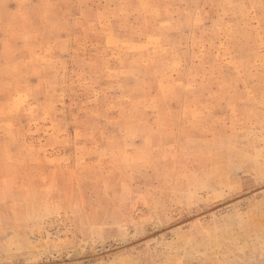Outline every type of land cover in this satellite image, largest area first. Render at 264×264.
Listing matches in <instances>:
<instances>
[{
    "label": "rangeland",
    "instance_id": "obj_1",
    "mask_svg": "<svg viewBox=\"0 0 264 264\" xmlns=\"http://www.w3.org/2000/svg\"><path fill=\"white\" fill-rule=\"evenodd\" d=\"M0 264H264V0H0Z\"/></svg>",
    "mask_w": 264,
    "mask_h": 264
}]
</instances>
